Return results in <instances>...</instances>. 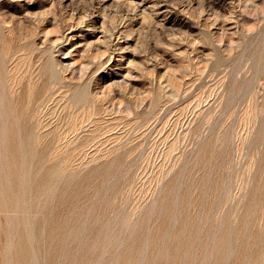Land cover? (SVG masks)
Wrapping results in <instances>:
<instances>
[{
    "label": "rangeland",
    "instance_id": "obj_1",
    "mask_svg": "<svg viewBox=\"0 0 264 264\" xmlns=\"http://www.w3.org/2000/svg\"><path fill=\"white\" fill-rule=\"evenodd\" d=\"M94 263L264 264V0H0V264Z\"/></svg>",
    "mask_w": 264,
    "mask_h": 264
},
{
    "label": "bare ground",
    "instance_id": "obj_2",
    "mask_svg": "<svg viewBox=\"0 0 264 264\" xmlns=\"http://www.w3.org/2000/svg\"><path fill=\"white\" fill-rule=\"evenodd\" d=\"M10 135V134H9ZM11 137V136H10ZM14 141V140H13ZM16 144V143H15ZM11 145V144H10ZM14 145V144H13ZM8 146V145H7ZM10 147V146H9ZM14 148H15V146H14ZM11 149H12V147H11ZM14 150V149H13ZM17 151V150H16ZM15 151V152H16ZM13 154V153H12ZM12 158H14V157H12ZM13 160V159H12ZM14 163V162H13ZM226 230V229H225ZM225 233V232H224ZM229 233V232H228ZM227 233V234H228ZM223 238V237H222ZM210 246V245H209ZM211 248V247H210ZM209 250V249H208ZM95 251V250H94ZM210 251V250H209ZM208 255V254H207ZM210 255V254H209ZM85 257V256H84ZM205 258V257H204ZM85 259V258H84ZM202 259V258H201ZM205 260V259H204ZM258 260V259H257ZM207 261V260H206ZM204 262V261H203ZM218 263V262H217ZM95 264V263H94ZM215 264V263H214Z\"/></svg>",
    "mask_w": 264,
    "mask_h": 264
}]
</instances>
